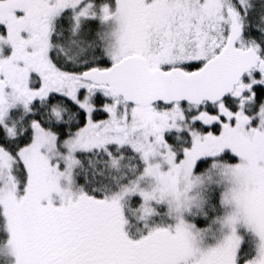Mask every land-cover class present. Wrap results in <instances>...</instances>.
<instances>
[{
  "label": "snow or ice",
  "instance_id": "1",
  "mask_svg": "<svg viewBox=\"0 0 264 264\" xmlns=\"http://www.w3.org/2000/svg\"><path fill=\"white\" fill-rule=\"evenodd\" d=\"M0 264H264V0H0Z\"/></svg>",
  "mask_w": 264,
  "mask_h": 264
}]
</instances>
